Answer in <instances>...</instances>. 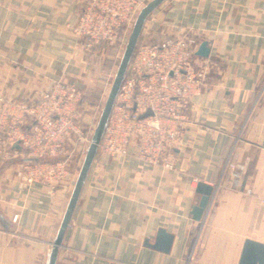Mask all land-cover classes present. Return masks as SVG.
<instances>
[{
    "label": "crops",
    "instance_id": "crops-1",
    "mask_svg": "<svg viewBox=\"0 0 264 264\" xmlns=\"http://www.w3.org/2000/svg\"><path fill=\"white\" fill-rule=\"evenodd\" d=\"M85 2L0 0L1 93L24 99L66 79L95 110L119 56L81 49L71 28ZM144 27L206 41V87L174 170L97 152L55 264H238L245 239L264 243V0H165ZM18 172L17 159L0 160V264H47L77 171L54 189H26ZM199 181L214 191L196 221ZM160 228L173 237L168 252L146 245Z\"/></svg>",
    "mask_w": 264,
    "mask_h": 264
},
{
    "label": "built area",
    "instance_id": "built-area-1",
    "mask_svg": "<svg viewBox=\"0 0 264 264\" xmlns=\"http://www.w3.org/2000/svg\"><path fill=\"white\" fill-rule=\"evenodd\" d=\"M145 4L86 0L71 32L84 52L104 55L108 47L120 57ZM177 32L157 36L143 25L97 152L120 162L133 156L142 164L175 169L174 151L184 145L193 98L205 89L213 68L208 58L196 55L200 38L189 29ZM114 73L106 74L93 112L85 107L84 91L66 79L24 99L0 92V160L19 161L22 187L54 189L68 179L70 161L81 157V162L91 142Z\"/></svg>",
    "mask_w": 264,
    "mask_h": 264
},
{
    "label": "water",
    "instance_id": "water-1",
    "mask_svg": "<svg viewBox=\"0 0 264 264\" xmlns=\"http://www.w3.org/2000/svg\"><path fill=\"white\" fill-rule=\"evenodd\" d=\"M163 1L165 0H149L139 10L135 18L127 42L125 44L122 56L118 63L117 70L112 80L109 92L106 96L98 121L93 131L91 142L86 149L82 164L75 179L58 231L52 242V247L48 255L47 264L56 263L58 250L62 245L65 231L69 226L74 208L77 203V199L85 182L90 166L94 160L95 155L97 154L98 144L101 140L106 121L113 106V102L115 100L119 86L124 78L129 60L135 50L143 25L149 14L154 9H156ZM209 52L210 49L207 46V42L202 41L196 50V55L202 58H207ZM149 114L150 111H147L142 116H147ZM15 147L19 148V145L16 144ZM195 190L199 194V198L198 201L191 206L190 214L193 220L199 221L202 219L205 211L208 208L211 196L214 191V187L212 185H208L204 182L199 181ZM172 238L173 237L170 233L166 232L165 229L160 228L157 231L155 241L153 243H149L148 241L145 242L146 245L156 250L168 252L172 243ZM238 264H264V243L249 238L245 239L239 256Z\"/></svg>",
    "mask_w": 264,
    "mask_h": 264
},
{
    "label": "rangeland",
    "instance_id": "rangeland-1",
    "mask_svg": "<svg viewBox=\"0 0 264 264\" xmlns=\"http://www.w3.org/2000/svg\"><path fill=\"white\" fill-rule=\"evenodd\" d=\"M122 53H123V52H122ZM121 56H122V54L120 55V57H119L118 60L116 61L117 63L115 64V67H116V68H114V70H115L114 72H116V70H117V66H118V63H119V61H120ZM112 75L114 76L115 73L112 74ZM105 99H106V98H105ZM105 99H104V101H105ZM99 100H100V99H99ZM103 104H104V102H103ZM78 158L81 159V157H78ZM83 158H84V156H83ZM80 159L74 158V159H72V160L70 161V168H74V169L77 171V174H78V171H79L80 166H81L82 161H83V159H82V161L80 162Z\"/></svg>",
    "mask_w": 264,
    "mask_h": 264
}]
</instances>
